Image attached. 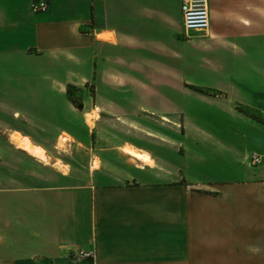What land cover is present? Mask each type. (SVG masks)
<instances>
[{"label":"crops","instance_id":"crops-1","mask_svg":"<svg viewBox=\"0 0 264 264\" xmlns=\"http://www.w3.org/2000/svg\"><path fill=\"white\" fill-rule=\"evenodd\" d=\"M181 5L0 0V116L29 118L0 128V264H264V0H209L202 33H185ZM83 84L82 114L97 117L80 125L65 89ZM150 97L202 103L186 121L159 116L182 155L95 142L100 166L84 171L48 151L86 126L158 130L132 115ZM190 154L235 169L192 175Z\"/></svg>","mask_w":264,"mask_h":264},{"label":"rangeland","instance_id":"rangeland-1","mask_svg":"<svg viewBox=\"0 0 264 264\" xmlns=\"http://www.w3.org/2000/svg\"><path fill=\"white\" fill-rule=\"evenodd\" d=\"M66 90V96L68 100L72 103L74 109L78 112V119L76 120L80 125L85 124L87 122V118L90 117L93 120L97 117V114L94 113L92 116H84L82 114V111L84 110L85 103H87L89 100L87 98H84L83 96L86 94L85 92L87 90L93 91L92 84H83L82 86H75V85H68ZM40 93V92H39ZM100 105V100H99ZM133 107L137 106L138 111L132 113L133 117L136 119H139V121L142 119L146 123H151L154 128H157L158 130H139V131H124V130H95L92 131L93 126L87 129H84L83 132V138L82 140H75L73 141L68 136H63L62 139L69 140L65 143L63 147H60V145H56L55 147L48 148V151L56 158L62 159L65 163H73L75 166H78L80 170H92L95 167H99V161L96 158H101L100 153L96 152L95 149V142L96 145L99 147H102V145L108 147L112 144H122L123 140L126 138L131 140L134 138L135 140L139 141H145L146 139H153L155 144L163 151H169L170 153L175 154H183V151L179 147H173V143H169L166 139L167 137V121L162 117H159L160 115H166L170 116L172 119V116L177 121H180L181 119L183 121L188 120L189 118H192L193 115H190V111H195L203 108L202 103L198 102V100L194 99H175V100H168L165 97H150V98H141L140 100H136L135 105H132ZM135 109V108H134ZM140 109L148 110V114L146 115V112H141ZM7 115L0 116V128L6 129V128H23L25 126V120H29L27 116H22L21 119L19 117L14 118L12 113H5ZM125 115L122 111H114V116L123 117ZM156 117L154 119H147L150 117ZM196 117V116H194ZM164 118H166L164 116ZM75 121V120H74ZM25 122V123H24ZM109 122V123H108ZM120 121L115 118L111 117V119H108L106 125L116 126ZM192 122H199L198 118ZM31 123V122H30ZM94 123V122H93ZM103 124V123H102ZM104 125V126H106ZM85 128V127H84ZM92 131V133H90ZM97 131V132H96ZM95 133H98L99 139L96 138L95 141ZM176 134L178 132H175ZM136 136V137H135ZM61 139V140H62ZM60 140V142H61ZM80 141V142H79ZM83 141V142H81ZM81 143L82 146L78 145ZM197 149V148H195ZM194 149V150H195ZM181 150V151H180ZM193 151V150H192ZM197 153V150H195ZM131 155L138 158L139 155L135 153L137 156L132 154ZM193 154V153H192ZM206 155H208L206 153ZM189 157L186 158L187 160V166L190 168L189 171L194 174H198L197 171H200L205 174H218L220 172H228L230 170H234L235 166L232 165L229 162L226 163H212L211 160L208 159L209 156H207V159L209 162L205 164H199L193 162V160ZM143 160V157H141ZM207 160V161H208ZM59 164V163H58ZM62 165V164H60ZM63 166V165H62ZM67 169V168H66ZM68 170V169H67ZM200 175V174H199ZM204 175V174H203Z\"/></svg>","mask_w":264,"mask_h":264},{"label":"built area","instance_id":"built-area-1","mask_svg":"<svg viewBox=\"0 0 264 264\" xmlns=\"http://www.w3.org/2000/svg\"><path fill=\"white\" fill-rule=\"evenodd\" d=\"M209 0H182L181 11L183 16V28L185 33L206 32L210 28ZM34 13H45L48 5L45 2L33 6ZM254 163L259 164L260 159L254 158ZM89 253L80 254L81 258H91Z\"/></svg>","mask_w":264,"mask_h":264},{"label":"bare ground","instance_id":"bare-ground-1","mask_svg":"<svg viewBox=\"0 0 264 264\" xmlns=\"http://www.w3.org/2000/svg\"><path fill=\"white\" fill-rule=\"evenodd\" d=\"M14 142L20 149L27 152L28 154L34 156L35 158L45 163L49 162V159L47 158L43 150H41L40 148H35L30 142L26 141L25 139L22 140L20 138H16ZM132 154L136 156L135 153H132Z\"/></svg>","mask_w":264,"mask_h":264}]
</instances>
